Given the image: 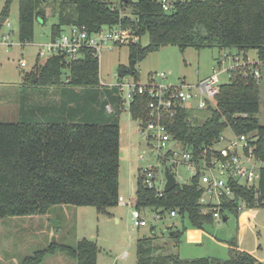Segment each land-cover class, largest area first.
<instances>
[{
  "label": "trees",
  "instance_id": "obj_1",
  "mask_svg": "<svg viewBox=\"0 0 264 264\" xmlns=\"http://www.w3.org/2000/svg\"><path fill=\"white\" fill-rule=\"evenodd\" d=\"M12 1L5 0L1 17L8 16ZM17 2L18 41L24 45L33 41L35 24L46 23L48 2ZM130 5L125 4L131 9L130 16L121 17L120 9L112 10L103 0H58L57 9H52L57 22L50 26V40L54 41L72 26H85L89 33H96L121 24L130 29L137 41L126 45L128 64L118 66L117 76L131 77L134 82L139 78L136 66L165 45L177 46L181 52L188 47L220 51L235 48L243 54V60L254 50L264 71V0L178 1L170 13L153 0H135ZM143 37H147L146 45L141 44ZM38 59L36 55L35 65L25 80L30 77L32 84L50 87L67 73L65 85L101 87L104 103L102 111H88L86 116L76 110V118L84 120L81 122H0V220L46 215L55 206L94 207L106 215L108 209L119 204V124L123 101L118 89L100 86L98 57L90 48L81 49L77 59L70 62L60 54L49 56L42 64ZM259 81L260 78H244L235 72L227 83L218 86L214 108L204 111L181 108L172 119H163V123L197 163L217 155L214 146L225 129L235 136L256 138V156L264 159V127L257 117ZM148 101L149 97L142 95L129 104L130 117L141 129L149 120ZM202 113L207 117L199 122ZM141 179L138 176L134 205L139 212L148 209L162 219L170 211H176L178 217L200 230L213 223L211 213H203L199 203L202 194L199 174L187 184H177L170 192L162 190L160 196L144 187ZM232 186L237 197L224 202L222 212H236L238 199L249 207L264 208V172L256 188L237 183ZM154 232L155 227L151 226V236L137 241L135 264H264L245 251L234 253V241L228 243L232 253L228 259H183L169 255L154 244ZM172 235L179 240L181 233L173 230ZM57 252L75 264H97L98 247L85 238L73 246L53 241L45 249L20 258L16 264H42L45 256Z\"/></svg>",
  "mask_w": 264,
  "mask_h": 264
},
{
  "label": "rangeland",
  "instance_id": "obj_2",
  "mask_svg": "<svg viewBox=\"0 0 264 264\" xmlns=\"http://www.w3.org/2000/svg\"><path fill=\"white\" fill-rule=\"evenodd\" d=\"M48 19L44 25L35 24L33 41L30 44H20L18 41V2L10 4L6 22L0 27V122L16 123L23 121L36 122H81L75 111L82 116L86 112L102 111L104 103L101 87H75L65 85L67 73H63L59 83L50 87L36 86L31 78L25 77L33 69L36 54L50 40V26L57 22L52 17V9H57L58 0H46ZM5 0H0V12ZM51 15V16H50ZM1 17V15H0ZM7 23L9 25H7ZM102 30H108L102 28ZM7 37V40L2 37ZM136 37L131 40L137 41ZM141 44H147V37L141 39ZM237 50L186 48L183 52L177 46L165 45L156 52L148 54L137 66L140 83H146L149 77H154V83L165 85L167 80L156 75L164 73L173 76L176 81L195 83L211 73L216 65L215 59L221 53L235 55ZM219 54V55H218ZM249 57L257 62L254 50L249 51ZM47 56L39 58V64ZM243 60V59H240ZM26 67L20 68V62ZM243 61H248L247 59ZM99 80L105 86L112 87L118 82L117 68L128 64V47L107 43L98 53ZM231 62L225 63L228 68ZM127 77V80H131ZM220 84L228 82L227 75L219 77ZM100 84V83H99ZM101 86V84H100ZM103 89V88H102ZM260 109L259 125L264 127V71L259 81ZM120 116V157L119 162V197L129 205L119 203L117 207L107 210L103 215L94 207L55 206L56 209H77L75 215H66L50 210L42 216L6 217L0 220V257L7 258L16 264L20 258L31 255L34 251L45 249L53 241L58 244L73 246L77 241L85 238L96 243L98 247L97 264H135L136 244L139 239L151 236V226L155 227L154 244L161 246L167 254L178 257L203 258L217 257L228 259L232 253L228 243L234 241L235 252L245 251L264 263V208L249 207L242 199L237 205L241 211L226 212V221L213 222L205 225L203 230L194 228L188 220L177 217L169 219L164 216L160 221L154 219V213L146 209L140 213L146 227L135 228L131 221L132 205L136 201L138 176L142 170L152 167L156 174L157 185L163 188L165 171L168 170L176 178L177 184H187L192 177L187 166L178 160L181 144L173 141L166 149L158 150L154 144L147 145L146 135L141 133L138 123L130 117L124 109ZM87 114V113H86ZM207 117L202 113L200 121ZM223 136L230 137L229 129L223 131ZM175 150L165 160L162 157L168 150ZM161 156V158L159 157ZM132 204V205H131ZM52 209V208H51ZM42 228L44 234L34 236V229ZM172 230V231H170ZM173 230L181 233L178 240L172 235ZM51 234V235H50ZM53 234H61V238L54 239ZM127 254L122 259L123 254ZM56 258V264H72L73 262L63 253L47 255L42 264H52L51 258ZM64 259V262L62 260Z\"/></svg>",
  "mask_w": 264,
  "mask_h": 264
},
{
  "label": "built area",
  "instance_id": "obj_3",
  "mask_svg": "<svg viewBox=\"0 0 264 264\" xmlns=\"http://www.w3.org/2000/svg\"><path fill=\"white\" fill-rule=\"evenodd\" d=\"M103 1L107 2L112 10L115 8L120 9L121 17L130 16L131 9L126 7L125 4L130 5L135 2V0ZM153 1L164 12L170 13L178 1L186 0ZM7 25L9 24L7 23ZM107 29L89 33L85 26L68 27L60 37L54 41L49 40L43 45L36 55L38 58L45 56L48 58L49 56L60 54L64 55L66 60L70 62L77 59L80 50L83 48L94 50L95 55L98 57V53L107 43L122 44V46L131 42L135 43V41L131 40L133 36L129 28H123L121 24H118ZM7 37L3 36L2 39L7 40ZM226 61H232L233 63L226 68ZM215 62L216 65L212 68L211 73L195 83H186L184 80L180 82L175 80L174 83H171L167 75L160 73L156 76L167 80L165 85L155 84L153 76L149 77L146 83L134 82L132 79L127 80V77H124L119 79L117 84L114 85L118 89L123 105L127 103L126 108H124L127 111H129V104L134 97L142 95L149 97L146 106L149 111V120L142 129L139 127L141 133L146 135V142L149 147L153 148L155 144L159 153L160 150L166 149L167 144L171 141L180 144L169 134L163 119H172L181 108L194 109L196 111L214 108L216 106L215 96L218 94V86L220 85V76L226 74L229 80L231 75L237 72L244 78L252 76L254 79H259L263 71L261 63L258 61H243L236 56L224 53ZM24 67H26V64L23 61L20 62V68ZM100 84L105 86L103 82H100ZM255 143L256 138L247 135L235 136L230 133V137H225L222 134L218 143L214 146L217 155L213 156L209 161L202 159L199 163L194 160L190 151L180 148L178 160H181V163L187 166L192 176L199 174V184L202 189L199 203L203 206V213H211L213 222L219 223L223 221L226 214V212H222L223 203L236 199L237 195L232 186L234 183L242 186L257 187L264 172V159L256 156ZM171 153L174 157L175 150L171 149L166 152L162 159L166 160ZM159 157L161 158V156ZM139 176L142 178L141 183L144 187L149 190H155L157 195L160 196L163 188L157 185L156 174L152 167L142 170ZM118 201L129 205V201L125 202L122 197H119ZM132 206L134 208V205ZM241 210V207L237 205V211ZM167 217L174 219L178 215L176 211H170ZM154 219L156 221L161 220L157 214H154ZM131 221L137 229L147 226L144 218L140 216L139 211L135 208L131 212ZM122 257H127V254H123Z\"/></svg>",
  "mask_w": 264,
  "mask_h": 264
},
{
  "label": "crops",
  "instance_id": "obj_4",
  "mask_svg": "<svg viewBox=\"0 0 264 264\" xmlns=\"http://www.w3.org/2000/svg\"><path fill=\"white\" fill-rule=\"evenodd\" d=\"M249 53V52H248ZM246 54V59L248 60V61H255L254 59H251L250 57H249V54ZM221 54H223V53H221ZM219 55V54H218ZM230 55V54H229ZM232 56H236L238 59H243L244 58V56H243V54H241V53H235V55H232ZM217 59V58H216ZM215 59V60H216ZM262 73H263V71H262ZM262 73H261V75H262ZM139 79V78H138ZM121 121V120H120ZM119 131H120V134H121V130H120V124H119ZM121 157H123V154H122V156ZM56 208H58V207H53L52 209H50V210H54L55 212H58V213H64V214H66V215H71V216H73V215H75V214H73V213H77V209H70V208H65V209H62V210H60V209H56ZM49 210V211H50ZM34 236H40L41 234H44V231L42 230V228H40V227H37L36 226V229H34ZM51 235V234H50ZM53 238L54 239H60L61 238V234H53ZM7 258H9L10 259V257H0V264H11V262L13 263L14 262V260L13 261H10L9 259H7ZM56 258H58V257H52L50 260H51V262H53L52 264H56L57 262L55 261L56 260ZM126 257H122V259H125ZM181 258H183V259H192V258H189V257H181ZM69 260H71V259H69ZM72 261V260H71ZM62 262H64V259L62 260ZM73 263L72 264H75V262L74 261H72ZM136 263V262H135Z\"/></svg>",
  "mask_w": 264,
  "mask_h": 264
},
{
  "label": "water",
  "instance_id": "obj_5",
  "mask_svg": "<svg viewBox=\"0 0 264 264\" xmlns=\"http://www.w3.org/2000/svg\"><path fill=\"white\" fill-rule=\"evenodd\" d=\"M6 21V18L4 17H0V27L4 24V22ZM168 80L171 83L175 82V78L171 75L168 76ZM120 156H122V154H120ZM177 185V181L176 178L174 177V175H172L170 173V171L166 170L165 171V183L163 185V191L164 192H170L171 190H173ZM223 221H226V219L224 218Z\"/></svg>",
  "mask_w": 264,
  "mask_h": 264
}]
</instances>
